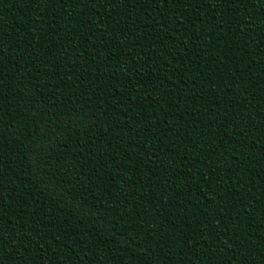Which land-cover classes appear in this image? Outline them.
<instances>
[{"label":"trees","instance_id":"obj_1","mask_svg":"<svg viewBox=\"0 0 264 264\" xmlns=\"http://www.w3.org/2000/svg\"><path fill=\"white\" fill-rule=\"evenodd\" d=\"M0 264H264V0H0Z\"/></svg>","mask_w":264,"mask_h":264}]
</instances>
